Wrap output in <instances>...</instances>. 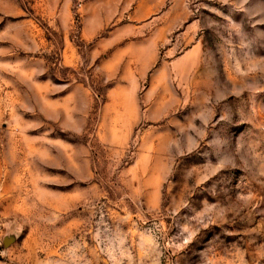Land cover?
<instances>
[{
	"label": "rangeland",
	"instance_id": "obj_1",
	"mask_svg": "<svg viewBox=\"0 0 264 264\" xmlns=\"http://www.w3.org/2000/svg\"><path fill=\"white\" fill-rule=\"evenodd\" d=\"M0 264H264V0H0Z\"/></svg>",
	"mask_w": 264,
	"mask_h": 264
}]
</instances>
